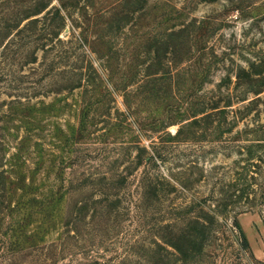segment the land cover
Masks as SVG:
<instances>
[{
  "label": "rangeland",
  "instance_id": "1",
  "mask_svg": "<svg viewBox=\"0 0 264 264\" xmlns=\"http://www.w3.org/2000/svg\"><path fill=\"white\" fill-rule=\"evenodd\" d=\"M250 177L179 264H264V0H0V264H172Z\"/></svg>",
  "mask_w": 264,
  "mask_h": 264
},
{
  "label": "trees",
  "instance_id": "2",
  "mask_svg": "<svg viewBox=\"0 0 264 264\" xmlns=\"http://www.w3.org/2000/svg\"><path fill=\"white\" fill-rule=\"evenodd\" d=\"M250 78V77H249ZM260 93V92H256ZM230 106V105H229ZM221 113H226V108H220L219 106H212L211 112L207 109L202 110L200 114L203 116L197 118L199 114H195L192 120L193 123H198L199 120H205L217 116ZM253 165V164H252ZM253 177L243 180V185H248V192L240 190V179L236 178L229 182L227 189L223 187L221 193V201L218 202V209L210 210L206 201L187 207L186 212H179V218H176L173 222L168 224H160L158 226V233L154 238L153 245L157 250H153L155 253H161L163 250L168 256L172 257V264H179L182 262H189V258L195 255H201L205 251V248L213 244V239L219 233V226H217V217L220 214L223 207H227L230 202H233L235 198L244 197L248 200L251 195L250 187ZM242 192V195L237 192ZM221 209V210H220ZM234 226L240 231V236L243 239L245 245L248 244V240L244 232L242 231L238 220L234 222ZM159 250V251H158Z\"/></svg>",
  "mask_w": 264,
  "mask_h": 264
}]
</instances>
